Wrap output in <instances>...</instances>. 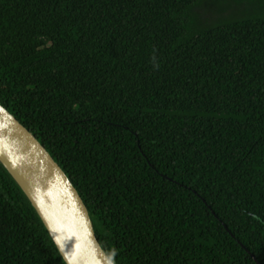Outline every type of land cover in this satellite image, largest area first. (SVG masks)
<instances>
[{"label": "trees", "instance_id": "trees-1", "mask_svg": "<svg viewBox=\"0 0 264 264\" xmlns=\"http://www.w3.org/2000/svg\"><path fill=\"white\" fill-rule=\"evenodd\" d=\"M212 1L0 0V103L116 264H264V0ZM0 264H67L1 162Z\"/></svg>", "mask_w": 264, "mask_h": 264}, {"label": "water", "instance_id": "water-1", "mask_svg": "<svg viewBox=\"0 0 264 264\" xmlns=\"http://www.w3.org/2000/svg\"><path fill=\"white\" fill-rule=\"evenodd\" d=\"M0 162L37 210L67 264H116L102 247L90 211L72 180L1 103Z\"/></svg>", "mask_w": 264, "mask_h": 264}, {"label": "rangeland", "instance_id": "rangeland-1", "mask_svg": "<svg viewBox=\"0 0 264 264\" xmlns=\"http://www.w3.org/2000/svg\"><path fill=\"white\" fill-rule=\"evenodd\" d=\"M232 1L233 0H215L204 5L198 12V14L201 15L197 16V23L199 24V26L218 24L222 22V19L225 16H229L230 14L234 13L238 9L237 7H241V5H239L238 3H234L233 1L234 5H236L237 7L231 8L234 7ZM250 4V2L244 3L242 4V7L249 6ZM222 9H224V11H222Z\"/></svg>", "mask_w": 264, "mask_h": 264}]
</instances>
